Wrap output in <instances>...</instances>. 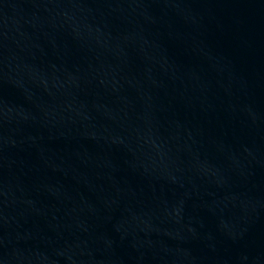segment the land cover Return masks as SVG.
Here are the masks:
<instances>
[{
    "label": "water",
    "instance_id": "obj_1",
    "mask_svg": "<svg viewBox=\"0 0 264 264\" xmlns=\"http://www.w3.org/2000/svg\"><path fill=\"white\" fill-rule=\"evenodd\" d=\"M0 264H264V0H0Z\"/></svg>",
    "mask_w": 264,
    "mask_h": 264
}]
</instances>
